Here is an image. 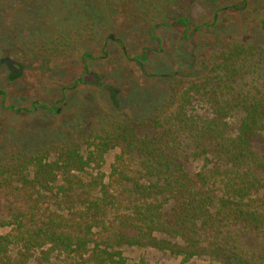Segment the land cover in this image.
Instances as JSON below:
<instances>
[{"label": "trees", "instance_id": "obj_1", "mask_svg": "<svg viewBox=\"0 0 264 264\" xmlns=\"http://www.w3.org/2000/svg\"><path fill=\"white\" fill-rule=\"evenodd\" d=\"M249 73L263 83L245 88ZM185 83L154 117L111 122L85 150L0 164V264H149L129 263L125 246L264 264V46L235 43ZM197 98L207 111H193ZM113 150L110 173L98 171Z\"/></svg>", "mask_w": 264, "mask_h": 264}, {"label": "rangeland", "instance_id": "obj_2", "mask_svg": "<svg viewBox=\"0 0 264 264\" xmlns=\"http://www.w3.org/2000/svg\"><path fill=\"white\" fill-rule=\"evenodd\" d=\"M235 43L264 46V0H0V58L10 56L20 69L11 79L0 67V164L43 151L54 157L62 144L85 150L111 122L151 119L178 85ZM256 81L263 83L249 73L241 84ZM192 107L208 110L200 98ZM117 152L98 171L109 174ZM187 163L194 171L202 165ZM122 250L129 263L221 264L209 257L183 263L151 247Z\"/></svg>", "mask_w": 264, "mask_h": 264}, {"label": "water", "instance_id": "obj_3", "mask_svg": "<svg viewBox=\"0 0 264 264\" xmlns=\"http://www.w3.org/2000/svg\"><path fill=\"white\" fill-rule=\"evenodd\" d=\"M3 60H8L11 63V71L12 74L10 75V77L13 78H17L20 75V69L16 66V61L14 59H12L10 56H5L3 58L0 59V61Z\"/></svg>", "mask_w": 264, "mask_h": 264}, {"label": "flooded vegetation", "instance_id": "obj_4", "mask_svg": "<svg viewBox=\"0 0 264 264\" xmlns=\"http://www.w3.org/2000/svg\"><path fill=\"white\" fill-rule=\"evenodd\" d=\"M110 37H112V35H110ZM5 57V56H4ZM3 58V57H1ZM0 58V59H1ZM136 58V57H135ZM137 59V58H136ZM3 66V67H6L9 69V71H11V63L10 61L8 60H3V61H0V67ZM11 74H12V71H11ZM12 79V78H11ZM100 86L104 85L103 83L99 84ZM57 111H59V109H57Z\"/></svg>", "mask_w": 264, "mask_h": 264}]
</instances>
